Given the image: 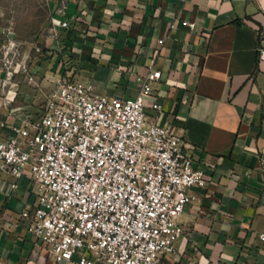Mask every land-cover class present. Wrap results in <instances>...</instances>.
I'll return each mask as SVG.
<instances>
[{"label": "crops", "instance_id": "obj_1", "mask_svg": "<svg viewBox=\"0 0 264 264\" xmlns=\"http://www.w3.org/2000/svg\"><path fill=\"white\" fill-rule=\"evenodd\" d=\"M47 4L45 50L27 75L7 76L0 67V139L39 109L71 65L76 78L121 96L136 95L154 66L162 72L146 112L174 125L206 178L192 188L195 197L179 217L178 250L164 264H264V0ZM14 178L0 173V264H53L21 214L35 194L27 184L10 188Z\"/></svg>", "mask_w": 264, "mask_h": 264}, {"label": "built area", "instance_id": "obj_2", "mask_svg": "<svg viewBox=\"0 0 264 264\" xmlns=\"http://www.w3.org/2000/svg\"><path fill=\"white\" fill-rule=\"evenodd\" d=\"M161 72L151 66L138 93L121 96L76 78L71 65L42 107L0 139V173L35 194L21 214L53 264H164L177 252L179 217L206 178L174 125L146 112Z\"/></svg>", "mask_w": 264, "mask_h": 264}, {"label": "rangeland", "instance_id": "obj_3", "mask_svg": "<svg viewBox=\"0 0 264 264\" xmlns=\"http://www.w3.org/2000/svg\"><path fill=\"white\" fill-rule=\"evenodd\" d=\"M47 0H0V24L10 35L0 36V67L6 74L27 75L25 69L16 71V64L28 65L44 50L43 34L48 25ZM44 99L38 100L37 108Z\"/></svg>", "mask_w": 264, "mask_h": 264}]
</instances>
